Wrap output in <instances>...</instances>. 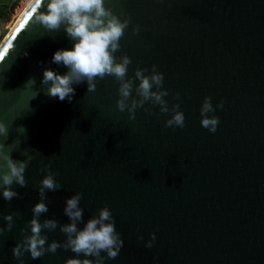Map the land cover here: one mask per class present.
I'll list each match as a JSON object with an SVG mask.
<instances>
[{
	"label": "water",
	"instance_id": "95a60500",
	"mask_svg": "<svg viewBox=\"0 0 264 264\" xmlns=\"http://www.w3.org/2000/svg\"><path fill=\"white\" fill-rule=\"evenodd\" d=\"M105 6L122 21L131 18L114 54L117 62L131 58L127 78L137 68L149 75L156 65L169 92L165 100L169 108L180 104L185 127H165L172 113L150 102L130 120L116 107L113 76L97 78L94 92L86 81L74 84L71 102L48 95L43 72L66 74L51 60L74 41L64 26L47 31L35 22L47 11V0H35L0 49V121L9 129L0 141L14 159L31 158L27 186H12L22 198L6 201L0 189V228L14 214L12 230L0 235V264H20L13 248L31 234L50 160L62 188L47 193L49 211L40 222L69 223L65 202L76 193H83L80 229L108 206L124 244L104 264H264V0H105ZM0 25L3 38L1 16ZM205 97L214 107L224 102L208 114L220 119L215 133L201 125ZM42 235L45 247L67 239L59 227ZM69 258L77 256L61 247L21 259L66 264Z\"/></svg>",
	"mask_w": 264,
	"mask_h": 264
},
{
	"label": "clouds",
	"instance_id": "9594fccd",
	"mask_svg": "<svg viewBox=\"0 0 264 264\" xmlns=\"http://www.w3.org/2000/svg\"><path fill=\"white\" fill-rule=\"evenodd\" d=\"M35 22L47 31H57L64 26L67 36L74 41L71 49L57 50L51 60V63L62 64L69 71L61 75L46 68L43 72L42 83L49 86L48 95L58 97L60 101L67 98L68 102H71L75 95L74 84L79 85L86 81L88 92H94L97 88V78L113 76L119 82V99L116 107L120 112L127 111L130 120H135L138 108H143L146 102H150L153 106H160L161 113H172L165 127H185V115L179 110L180 104L177 103L169 108L168 101L165 100L169 92L163 88L164 75L157 71L156 65L152 66L149 75L145 74L148 69L137 68L134 77L127 78L128 66L132 63L131 58L125 54L119 57L120 62H117L114 54L121 48L120 40L131 23L130 17L122 21L112 9L105 6V0H47V11L40 12L35 17ZM133 32L139 33V25L133 29ZM27 54L24 53L25 56ZM136 80L139 81L138 85H135ZM134 88L135 96L132 95ZM179 96L180 94L176 93L175 99H179ZM223 105L222 100L214 107L211 97L204 98L200 109L202 127L212 133L216 132L220 119L218 116L208 114L214 113L216 108H223ZM145 111L151 114V109L145 108ZM8 135V126L0 121V137L7 140ZM5 148V143L0 141V160L6 162L0 164V168L7 169L0 173V189L3 199L10 202L14 198H22L12 186L14 184L22 188L27 186L25 171L31 158L14 159L11 152L5 151ZM42 171L48 174L40 182V201L32 209L33 218L29 222L31 234L25 235L23 241L13 248V255L20 260V264H23L21 258L25 252H29L35 260L48 252L55 253L61 247L65 250L71 249L77 256V258H69L66 264H104L105 259H115L124 241L121 239V234L116 231L115 220L108 206L100 209L97 216L88 219L82 229L78 227L83 223L84 209L80 206L83 193H76L66 199L64 214L69 218V223L59 225L55 219L40 222V216L49 211L46 203L47 193L62 188L55 179L58 173L51 170V160L44 165ZM13 216L14 214H9L4 217L7 225L6 229L0 228V235H3L5 230H12ZM57 227L67 239L62 245L53 241L45 247L48 237L42 235V231L44 229L54 231ZM140 239L143 240V237L141 236ZM155 239L156 235L153 233L145 246L151 248ZM102 252L106 253V256L102 255ZM81 255L85 258H78ZM87 257H95V260Z\"/></svg>",
	"mask_w": 264,
	"mask_h": 264
},
{
	"label": "rangeland",
	"instance_id": "374dc122",
	"mask_svg": "<svg viewBox=\"0 0 264 264\" xmlns=\"http://www.w3.org/2000/svg\"><path fill=\"white\" fill-rule=\"evenodd\" d=\"M16 6L11 8L15 3ZM30 2V0H0V11L3 10L4 6L6 7L5 13L7 14L6 18L3 20L6 24V33L4 37L9 33L10 29L17 22L20 13L23 11L25 6ZM2 34V28H0V38Z\"/></svg>",
	"mask_w": 264,
	"mask_h": 264
},
{
	"label": "bare ground",
	"instance_id": "6f19581e",
	"mask_svg": "<svg viewBox=\"0 0 264 264\" xmlns=\"http://www.w3.org/2000/svg\"><path fill=\"white\" fill-rule=\"evenodd\" d=\"M35 0H30V2L25 6V8L23 9V11L20 13L19 18L17 20V22L14 24V26L11 27L9 33L5 36V37H1L0 38V49L2 48V46L5 44L9 34L14 30L15 26L19 23V21L21 20V18L25 15L24 13L27 12V10L32 6V4H34Z\"/></svg>",
	"mask_w": 264,
	"mask_h": 264
},
{
	"label": "trees",
	"instance_id": "16d2710c",
	"mask_svg": "<svg viewBox=\"0 0 264 264\" xmlns=\"http://www.w3.org/2000/svg\"><path fill=\"white\" fill-rule=\"evenodd\" d=\"M16 3H17V2H15V3L11 6V8H14V7L16 6ZM6 7H7V6H4L3 10L0 11V16L3 18V20H4V19L6 18V16H7V14L5 13ZM0 28H1V25H0Z\"/></svg>",
	"mask_w": 264,
	"mask_h": 264
}]
</instances>
